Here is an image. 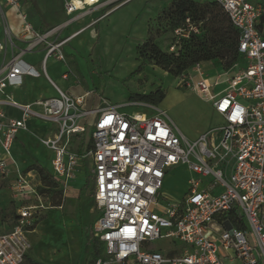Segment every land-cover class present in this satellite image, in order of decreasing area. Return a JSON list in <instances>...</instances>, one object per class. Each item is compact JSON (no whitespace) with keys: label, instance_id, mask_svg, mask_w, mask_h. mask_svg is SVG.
Instances as JSON below:
<instances>
[{"label":"built area","instance_id":"1","mask_svg":"<svg viewBox=\"0 0 264 264\" xmlns=\"http://www.w3.org/2000/svg\"><path fill=\"white\" fill-rule=\"evenodd\" d=\"M77 1L102 8L122 0ZM212 1L239 32L241 61L226 71V88L219 94L213 93L200 64L193 74L187 70L179 77V86L210 103L223 121L221 127L189 141L162 110L128 114L120 109L134 104L111 105L103 99L101 107L85 110L89 93L74 96L48 77L49 61L66 63L63 48L81 32L63 37L84 18L71 0L64 6L66 21L44 32L34 28L20 0H2L17 10L21 31L13 37L4 29L6 41L0 42V189L8 188L14 200L0 209V264H24L32 249L29 236L35 215L48 208L37 191V174L20 172L12 157L17 134L27 131L30 119L53 126L51 138L40 142L52 152L49 174L62 193L82 161L90 160L99 213L91 236L102 244L93 264H264V30L258 29L264 0ZM190 31L198 32L186 19L173 31L168 52L176 53ZM16 40L24 47L17 48ZM37 52L43 53L38 70L23 60ZM70 76L65 72L60 78ZM23 77L46 79L56 96L31 104L15 102L5 90L21 87ZM3 106L19 110L21 117H8ZM90 116L91 144L79 152L81 147L73 148L72 139L86 133L84 122ZM216 132H221L218 139ZM179 165L194 177L180 200L160 205L165 177ZM160 239L169 240L172 250L152 249V242Z\"/></svg>","mask_w":264,"mask_h":264},{"label":"rangeland","instance_id":"2","mask_svg":"<svg viewBox=\"0 0 264 264\" xmlns=\"http://www.w3.org/2000/svg\"><path fill=\"white\" fill-rule=\"evenodd\" d=\"M20 1L22 4L34 2L37 11L34 10V6H30L28 16L38 31L60 25L67 19L64 6L69 0ZM172 1L122 0L102 8H93L81 5L77 0H71L72 4L78 10L80 9L78 12L84 18L65 30V33L72 34L78 30L82 32L63 48L66 63H50L51 60L49 61L46 68L47 75L62 90L68 82L69 86H78L68 89L74 94L89 93L90 95L85 99V110L101 107L100 99L111 105L134 104L120 109L128 114L152 115L153 109H159L166 113L170 122L189 141L196 140L201 133L221 127L223 121L213 112L208 102L195 92L180 87L179 78L171 76L156 66L147 58L148 55L145 52L142 53L145 54L144 56L140 54L142 44L150 37L154 38L159 50L163 53L167 52L171 34L170 23L165 12ZM190 1L203 4L211 0ZM22 4L21 10H25V5ZM12 9L17 12L16 9ZM42 56L43 53L28 54L24 57L30 61H40ZM210 62L201 63L199 67L205 76L213 75L215 78L212 81L220 85V81L217 80L220 78L217 71L218 65L211 63L207 66ZM68 69L71 71V76L68 80L62 81L60 75ZM195 69V66H192L188 72L193 74ZM223 88L222 85L216 86L214 92L217 93ZM156 91L165 93L162 101L156 105L143 103L136 98V96L148 95ZM55 96L53 89H48L43 94V98ZM92 123L93 116L87 117L84 122L86 133L73 137V148L88 147ZM40 135L35 127L34 136L38 140V150L46 159L48 152L38 139ZM214 137L216 139L221 137V132H216ZM79 170L80 177L85 174V187H82L76 196L61 201L62 210L59 211L56 207L39 209L35 215L33 229L44 218L48 221L41 226L37 238L35 237L37 241L33 248V255L36 257L40 253L42 261L51 259L54 264L90 263L93 251L91 230L99 217L91 199L93 188L89 173L90 160L84 159ZM49 173H52L51 168ZM192 177H194L193 174L189 173L185 166L179 165L170 170L163 183V197L159 201L160 205L180 200L186 193L187 183ZM11 201L14 200L10 190L6 187L0 189V209L6 207ZM41 202L45 207H52L49 198L41 197ZM29 204L39 203L31 201ZM169 242L166 239L156 240L152 242L151 248L168 252L172 250ZM45 264L48 263L45 262Z\"/></svg>","mask_w":264,"mask_h":264},{"label":"trees","instance_id":"3","mask_svg":"<svg viewBox=\"0 0 264 264\" xmlns=\"http://www.w3.org/2000/svg\"><path fill=\"white\" fill-rule=\"evenodd\" d=\"M34 10L37 8L33 1H29ZM166 18L170 23V43L174 41L172 37L173 31L181 27L186 19L197 27L198 32H189L187 38L179 43L180 47L176 53H163L154 42V38L150 37L140 48V54L148 55V59L153 61L156 66L161 68L173 77H180L185 71L192 66L210 62H221L224 71H229L240 63L241 58L238 54L239 32L231 25L227 15L222 11L221 7L214 1L198 4L190 0H173L166 8ZM35 28V27H34ZM53 28V27H52ZM36 29V28H35ZM50 28L41 30L44 32ZM259 30H264V13L260 18L258 25ZM145 52V54H142ZM165 93L156 91L136 98L143 103L156 105L164 98ZM89 142L88 147H90ZM82 147L79 149L81 151ZM36 172L41 187L37 189L38 194L42 197L49 198L52 207L60 206L62 200V192L59 190L58 184L53 181L52 176L40 165L34 164L28 168ZM94 192V190L92 191ZM15 209V207L13 208ZM12 209V210H13ZM91 260L89 264L101 256L102 244L99 240L91 236ZM172 254V253H170ZM24 264H45L26 256Z\"/></svg>","mask_w":264,"mask_h":264},{"label":"crops","instance_id":"4","mask_svg":"<svg viewBox=\"0 0 264 264\" xmlns=\"http://www.w3.org/2000/svg\"><path fill=\"white\" fill-rule=\"evenodd\" d=\"M21 4H22V2H21ZM22 5H25V8L24 7L23 8L26 10L27 14L29 15L28 10H29V7L31 6L30 2H28V4L26 3V4H22ZM26 5H28V8H26ZM3 9H5V10H3ZM29 20L31 21L30 18H29ZM18 23H19V25H18ZM76 23H74V24H76ZM6 28L9 32V34H11L13 37H17L19 32L21 31V19L19 18L18 14H17V12H15V10H13L12 8L6 7L4 5V3L2 2V0H0V42L1 43H5V41H6L5 37H4V29H6ZM78 31H80V30H78ZM78 31H76L74 33H77ZM81 32H82V30H81ZM74 33H72V34H74ZM68 35H71V34H66L65 31L63 32V37H66ZM14 45L17 48L24 47V44L22 42L17 41V40L14 41ZM10 53H11L10 43L6 42V56L9 57ZM35 54H40V52H37ZM35 54H33V55H35ZM23 60L25 63L34 66V68L36 70L39 69V60L38 61H30L29 59H27L25 57H23ZM2 63H3V56H2V53H0V67H1ZM50 63H57V62L51 60ZM211 63H216L218 65L217 71L219 73L220 78H218L217 80L220 81V85H222V87H224V88L221 91L215 93L214 88L216 86H220L219 84H217L216 81L215 82L212 81V80H214L215 77L213 75L206 76V79H207L208 83L212 85L213 93L219 94V93H222L226 88V84H227L226 81H227L228 75L226 74V71L223 70L221 64L218 61H211L210 63L207 64V66L210 65ZM46 72H47V69H46ZM67 72H70V74H71V71L69 69L67 70ZM73 86L78 87L76 85L69 86L68 82H67V84L64 85L65 89H63V91L69 92V93L73 94L74 96H83L85 94V93H82L80 95H76L72 91H69L70 88H72ZM48 89L50 90L53 88L48 83V81L42 77H40V78L23 77L21 87L16 88V89H10V88L6 89L5 94L11 95L13 97L14 101L17 103L31 104L32 102L39 100V99H47V98H43V94ZM2 98H3V96L0 94V99H2ZM208 104H210V103H208ZM2 109L8 117H12V118H16V119H19L21 117L20 111L12 108L10 106H3ZM211 109H212V107H211ZM26 125H27V131L19 132L17 134L16 140L12 146V149H11L12 157L16 163V167L20 172H27V171H29L28 168L30 166H32L34 164H38L49 173V169L51 167L52 152L45 147L47 149V152H48L46 159H45V157H43L40 154L38 147H37V146H39L38 140H36V138L34 136V128L36 127L37 131L41 134L40 137L38 138L39 141H41L42 139L51 138L52 132H53V127H51V125H49V124H45V123H42V122H40L38 120H34V119L27 120ZM30 171L34 172L36 174L35 171H33V170H30ZM79 171L80 170L77 171L75 177L72 180L67 182V187L65 188V190L62 193V200H61L62 202L65 201L66 199H69L72 196H76L78 194V192L82 189V187H85V185H86V183H84V175L85 174L82 177H80ZM90 182H91V185L93 188L92 180ZM93 190H94V188L92 189V191ZM92 195H93V192H92L91 196ZM91 199L93 201V196ZM6 207H4V208H6ZM52 208L53 207H50V208L48 207L47 209H52ZM56 209L59 211L62 210L63 204L60 203V206L56 207ZM47 222H48L47 218H44V220L41 221L36 226V228L33 230L32 234H30L29 239L31 240L32 249L29 253V257L32 259L34 258V260H37L40 262H44V263L46 262L48 264H54V261L51 259H49V260L46 259L45 261H42L41 260L42 256L40 253L37 254L36 257H35V255H33V248H34L35 242L37 241L36 238L38 236L39 230H40L41 226L46 224ZM32 236H33V239H32Z\"/></svg>","mask_w":264,"mask_h":264}]
</instances>
